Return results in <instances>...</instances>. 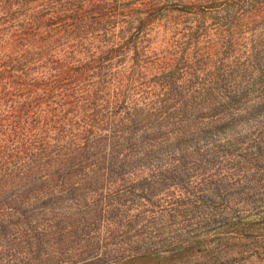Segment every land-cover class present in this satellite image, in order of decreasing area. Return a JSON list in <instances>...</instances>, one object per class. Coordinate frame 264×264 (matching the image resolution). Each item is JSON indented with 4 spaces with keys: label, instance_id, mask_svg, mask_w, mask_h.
I'll use <instances>...</instances> for the list:
<instances>
[{
    "label": "trees",
    "instance_id": "1",
    "mask_svg": "<svg viewBox=\"0 0 264 264\" xmlns=\"http://www.w3.org/2000/svg\"><path fill=\"white\" fill-rule=\"evenodd\" d=\"M263 195L264 0H0V264L209 255Z\"/></svg>",
    "mask_w": 264,
    "mask_h": 264
},
{
    "label": "rangeland",
    "instance_id": "2",
    "mask_svg": "<svg viewBox=\"0 0 264 264\" xmlns=\"http://www.w3.org/2000/svg\"><path fill=\"white\" fill-rule=\"evenodd\" d=\"M255 26H260V22L255 21L251 25L253 28ZM258 210L249 213L246 219L248 225L254 226L256 237L233 241L227 245H211L208 248L209 255L190 256L173 264H264V207ZM29 260L20 259L13 264H35V261Z\"/></svg>",
    "mask_w": 264,
    "mask_h": 264
}]
</instances>
